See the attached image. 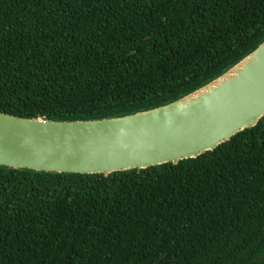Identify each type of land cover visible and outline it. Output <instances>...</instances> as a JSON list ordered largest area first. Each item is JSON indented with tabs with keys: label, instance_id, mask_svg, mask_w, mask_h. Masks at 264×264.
<instances>
[{
	"label": "trees",
	"instance_id": "16d2710c",
	"mask_svg": "<svg viewBox=\"0 0 264 264\" xmlns=\"http://www.w3.org/2000/svg\"><path fill=\"white\" fill-rule=\"evenodd\" d=\"M263 42L264 0H0V112L148 111ZM157 262L264 264V117L213 151L141 170L0 166V264Z\"/></svg>",
	"mask_w": 264,
	"mask_h": 264
},
{
	"label": "water",
	"instance_id": "95a60500",
	"mask_svg": "<svg viewBox=\"0 0 264 264\" xmlns=\"http://www.w3.org/2000/svg\"><path fill=\"white\" fill-rule=\"evenodd\" d=\"M263 46L264 42L195 92L148 111L93 121L26 119L0 112V166L44 173L111 174L178 163L213 151L264 117V53L247 72L202 102L146 117L216 83Z\"/></svg>",
	"mask_w": 264,
	"mask_h": 264
},
{
	"label": "bare ground",
	"instance_id": "6f19581e",
	"mask_svg": "<svg viewBox=\"0 0 264 264\" xmlns=\"http://www.w3.org/2000/svg\"><path fill=\"white\" fill-rule=\"evenodd\" d=\"M263 53H264V46L257 53H255L252 57H249L243 63L238 65L236 68H234L225 77L218 80L216 83H213L207 88L195 93L189 98L182 100L165 110L159 111L157 113L149 114L146 117V119H149L150 117H153L156 115H165L168 112H177L180 109H189L191 106L199 102H202L205 98L212 96L213 94L221 90L224 86L228 85L232 80L237 79L240 74L247 72L254 63L259 61L260 57L263 56Z\"/></svg>",
	"mask_w": 264,
	"mask_h": 264
}]
</instances>
